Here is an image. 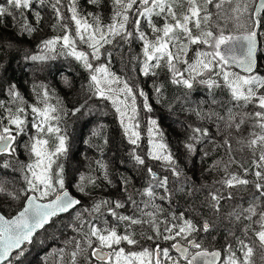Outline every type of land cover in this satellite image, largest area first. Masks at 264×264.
Instances as JSON below:
<instances>
[{"label":"snow or ice","instance_id":"snow-or-ice-1","mask_svg":"<svg viewBox=\"0 0 264 264\" xmlns=\"http://www.w3.org/2000/svg\"><path fill=\"white\" fill-rule=\"evenodd\" d=\"M90 2L98 4L100 0ZM6 5H0V23L11 17L22 34L34 33L35 25L43 20L36 5L51 9L55 18L51 27L59 28L60 34L43 40L37 45L40 51L25 58L46 61L53 58L51 54L59 45L67 50L64 54L81 62L90 73V95L111 102L125 137L136 146L130 151L131 159L145 167L150 179L139 192L144 197L140 201L126 195L125 200H101L75 211L82 202L69 191L63 165L58 163L67 153V137L59 126L63 108L59 101L50 103L46 88L37 92L39 103L31 106V127L36 134L24 145L29 161H19L16 142L21 134L27 135L29 121L23 97L14 84H9L7 92L14 106L0 101V109L6 111V115L0 112V169L19 171L23 186L7 193L11 200L21 201L14 215L9 217L0 208V264H13V258L18 261L38 231L46 230L61 214L70 211L75 216L68 227L75 235L66 241L71 251L57 250V264H65L66 256V264H93V258L95 264H255L257 250L264 259V73L260 72L258 57V51L264 55V44L258 49L259 38L264 36V0H111L112 15L107 24L99 14L82 15L77 0H69L70 16L64 14L63 0H6ZM28 13L33 15L34 23L29 21ZM144 26L153 34L151 39ZM115 37L128 43L132 38L142 42L140 72L144 76L155 77L156 70L164 68L173 84L188 90L194 89L196 83L207 86L209 92L227 90V100L219 105L224 115L211 108L195 112L200 120L214 119L224 125L221 132L217 124L222 142L217 145L212 139L213 148H223L228 157L212 166L220 172L221 179L194 186L164 142L155 119L149 120L148 133L154 138L149 139L147 156L163 162L173 178L172 185L168 175H158L137 154L140 132L136 95L144 97L145 109L151 112L152 108L143 90L137 92L135 83L111 70L113 52L101 51L104 45L113 44ZM78 43L87 45L91 52L78 50ZM101 56L107 63L94 65L92 61H99ZM231 66L242 73L231 70ZM153 87L162 94V86ZM210 103L218 104L215 99ZM86 104L87 101L72 109V114ZM102 128L98 126L92 135H101ZM188 128L190 135L184 148L192 155L210 138V133L205 127ZM234 140L241 146L240 151L247 149L251 153L247 160H237L233 155ZM97 163L106 169V165ZM104 179L108 180L106 172ZM122 183L126 193L128 181ZM78 190L83 193L84 187ZM4 191L0 186V192ZM177 193L189 199L187 213L191 215L172 212L161 221L163 208L156 201L171 203ZM198 194L202 199L197 205L194 197ZM126 203L132 205V213H119L117 210L125 208ZM105 208L114 222L104 215ZM144 224L152 234L138 239L134 226ZM214 231L223 238L218 247ZM161 240L171 243L165 247Z\"/></svg>","mask_w":264,"mask_h":264},{"label":"trees","instance_id":"trees-1","mask_svg":"<svg viewBox=\"0 0 264 264\" xmlns=\"http://www.w3.org/2000/svg\"><path fill=\"white\" fill-rule=\"evenodd\" d=\"M63 3L65 5L64 14L70 16L71 13L67 9L69 0H63ZM0 5L7 6L6 0H0ZM36 8L41 10L43 20L39 25H35L37 31L32 34H22L20 27L14 24L11 17H5L3 22L0 23V83H2L0 101H3L7 106H14L7 92L9 84H14L16 90L23 97V106L26 107V116L29 121L28 133L27 135L21 134L16 142V148L17 159L25 163L29 161V154L24 145L29 143L30 136L36 134V129L31 127L33 119L31 106L39 103L37 92H42L46 88L50 94V103L56 104L59 101L64 110L60 113L59 126L62 129L61 134L67 137V153L60 157L58 163L63 165L66 185L82 202V205L78 206L75 211H82L84 208H90L94 202L110 200L108 194L112 184L124 185L123 180H127V185L135 190L140 186L142 180H144V183L148 182L149 175H147L144 166L137 165L131 159L130 151L136 146L130 145L125 137L119 123V116L111 102L90 95L88 88L91 83L90 73L83 67L81 62L70 55L64 54L67 50H62L59 45L57 46V52L51 54L53 58L46 61H32L25 58L37 54L40 51L37 45L43 40L60 34L59 28L51 27L55 22L51 9H40L39 5H36ZM77 9L82 15L99 14L105 24L111 20V0H100L98 4H93L90 0H77ZM88 18L91 20L90 16ZM28 19L34 23V17L31 13H28ZM72 28H74V24ZM143 30L151 39L153 34L150 29L144 26ZM260 38L262 46L264 36ZM77 47L78 50L91 52L87 45L78 43ZM105 50L113 52L111 70L126 79H130L137 86V92L143 90L148 96V103L152 108L151 112L143 107L144 97L136 95V119L139 122L138 131L140 132L137 154L144 157L146 165L153 167L160 176L168 175L170 186L172 185L173 178L163 162L151 160L147 156L150 148L149 139L154 138L150 137L148 133L149 120L155 119L159 130L163 133L164 142L168 144L169 150L176 157L184 175L194 182V186L212 184L221 179L220 172L213 169L212 166L214 162L221 159L226 161L228 157L225 155L223 148H213L212 139H215L217 145L222 142L221 135L217 133V124L219 123L221 132L224 130V125L214 119L200 120L195 112L201 110L207 112L211 108L215 112L224 115L219 105L227 100V90L217 88L213 92H209L207 86L199 83L195 84L194 89L188 90L182 85L173 84L164 68L157 69L158 75L155 77L144 76L140 72L143 61L142 42L135 38H132L131 42L128 43L121 41L119 37H115L113 44L104 45L101 51ZM121 55H123V61H121ZM263 56L258 51V57L261 61V73H264L262 68L264 66ZM134 57H138V59H133ZM92 62L94 65H98L107 63V59L105 56H101L99 61ZM231 70L237 71L232 67ZM65 79L68 81L67 83H65ZM153 85L162 86V94H157ZM213 99L218 102L217 105L210 103ZM85 101H87L85 107L80 112L72 114V109L85 104ZM0 112H5L6 115L5 109H0ZM101 125L103 126L101 135L93 136V131ZM188 125L208 128L210 133V138L199 145L198 151L192 155H189L184 148V144L188 142L190 135ZM244 135H247V129H245ZM236 138L239 139V136ZM105 139L107 140L106 144L104 143ZM76 144L77 147L81 148V151H87L84 153V157L80 159H74L68 155L72 146ZM109 147L115 148L112 154L118 157L117 159L112 160L109 157ZM122 148H127V150L122 151ZM240 148L241 146L234 140L233 155L237 160H247L251 153L247 149L240 151ZM205 151L208 152L207 156L204 155ZM98 161L106 165V169L101 168L100 163H97ZM116 163L124 169L113 166ZM120 171L125 172V174L116 177L115 173ZM105 172L111 183L104 179ZM20 175L19 171H14L11 168L0 169V186L5 188L4 192H0V208L8 216L13 215L19 209L21 203V201L11 200L7 194L23 186ZM79 186L84 187L83 193L78 190ZM185 187L187 190V186ZM194 199L198 205L202 196L198 194ZM172 201L173 203L170 206H168V202H162L161 221L172 212L179 214L180 211H185L186 214L191 215L187 213L190 203L187 197L177 193L173 196ZM102 211L113 222L106 208ZM203 211L207 210L204 209ZM74 216L75 212L71 211L67 215L58 217L53 225L46 226V230L40 231L35 236L32 243L40 242L41 248L50 249V253L52 254V251H54V254L50 259H46V254L40 258L33 257V264H57L58 249L65 248L66 252L71 251V247L66 245V241L71 240L75 235L72 228L68 227L73 223ZM136 226L149 227L147 224ZM123 227L122 224L121 228L123 229ZM213 234L217 237V247L223 244L221 234L215 231ZM42 253L43 251L40 255ZM67 259L66 256L65 264ZM253 259L255 264H264V259H261L259 250L256 251ZM14 261L15 258H13Z\"/></svg>","mask_w":264,"mask_h":264},{"label":"flooded vegetation","instance_id":"flooded-vegetation-1","mask_svg":"<svg viewBox=\"0 0 264 264\" xmlns=\"http://www.w3.org/2000/svg\"><path fill=\"white\" fill-rule=\"evenodd\" d=\"M115 150V148L114 147H109L108 148V151H109V157L112 159V160H115V159H117L118 157H116V156H114L113 154H112V152ZM122 151H125V150H127V148H122L121 149ZM115 157V158H114ZM113 166H116V167H121L119 164H113ZM121 168H123V167H121ZM124 169V168H123ZM154 170V169H153ZM154 171H156V170H154ZM125 174V172H123V171H120V172H116L115 173V175H116V177H121V176H123ZM147 175H148V173H147ZM149 179H150V177H149ZM112 187H110V192H109V194H108V197H109V199L111 200V201H115V200H125V198H126V195H129V193H131V195L133 196V198L135 199V200H137V201H140L141 199H144V197H141L140 195H139V192H141L142 190H143V188L144 187H147V183H144V180H142L141 181V184H140V186H138L135 190H133L130 186H128V185H126V188H127V192L125 193V191H124V188H125V186L124 185H120V186H117V185H115V184H112L111 185ZM159 191V190H158ZM76 195V194H75ZM77 196V195H76ZM156 203L157 204H162V202L161 201H159V200H157L156 201ZM172 203H173V201L171 202V203H169V205L168 206H170V205H172ZM151 209H149V211H150ZM119 213H121V214H125V215H127V214H131L132 213V211H133V208H132V205H130V204H127L126 203V207L125 208H123V209H118L117 210ZM137 215H139V214H137ZM160 216H161V213L159 214V219H160ZM111 217V216H110ZM111 219L113 220V218L111 217ZM114 222V221H113ZM134 232H135V234H136V236H137V238L139 239L141 236H143V235H150V234H152L151 233V231H150V229H149V227H142V226H136L135 228H134ZM160 243H161V245L162 246H165V247H167L171 242H165V241H159ZM150 243H154V242H150ZM129 247H131V246H129ZM172 254L173 255H176V253H175V251L173 250L172 251ZM93 262H95L94 260H93Z\"/></svg>","mask_w":264,"mask_h":264},{"label":"rangeland","instance_id":"rangeland-1","mask_svg":"<svg viewBox=\"0 0 264 264\" xmlns=\"http://www.w3.org/2000/svg\"><path fill=\"white\" fill-rule=\"evenodd\" d=\"M260 43H261V38H260ZM261 47V44H260ZM264 57V56H263ZM264 70V66L262 67ZM2 86V83H0V87ZM87 151H81L80 147H77V144L75 146H72L71 152L68 154L70 157L74 159H80L84 157V153ZM42 239V238H39ZM40 242H35L27 246V250L25 251L24 255L20 257V259L17 261L15 260L13 264H33V257L40 258L41 256L45 255L46 259H50L53 257L54 251L51 254L50 249L47 250L45 248H41ZM43 251V253L40 255V253ZM47 251L46 253H44ZM95 264V262H93Z\"/></svg>","mask_w":264,"mask_h":264},{"label":"water","instance_id":"water-1","mask_svg":"<svg viewBox=\"0 0 264 264\" xmlns=\"http://www.w3.org/2000/svg\"><path fill=\"white\" fill-rule=\"evenodd\" d=\"M259 47H260V40H259V42H258V49H259ZM233 67L236 68L238 72H241V73H242V70H241V69H239V68H237V67H235V66H233ZM68 189H69V188H68ZM69 191H70L74 196H76V195H75L70 189H69ZM76 197H77L78 199H80L78 196H76ZM77 207H78V206H77ZM70 212H71V211H70ZM14 214H15V213H14ZM14 214H13V215H14ZM67 214H68V213L61 214V216H64V215H67ZM9 217H10V216H9ZM40 231H42V230H40ZM40 231H38L37 234H38ZM37 234H36V235H37ZM36 235H35V236H36ZM35 236H34V237H35ZM93 260H94V258H93Z\"/></svg>","mask_w":264,"mask_h":264},{"label":"bare ground","instance_id":"bare-ground-1","mask_svg":"<svg viewBox=\"0 0 264 264\" xmlns=\"http://www.w3.org/2000/svg\"><path fill=\"white\" fill-rule=\"evenodd\" d=\"M232 68H234L233 66H231ZM235 70H237L236 68H234Z\"/></svg>","mask_w":264,"mask_h":264}]
</instances>
